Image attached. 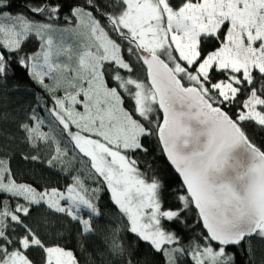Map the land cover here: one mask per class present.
<instances>
[{
    "label": "snow or ice",
    "instance_id": "1",
    "mask_svg": "<svg viewBox=\"0 0 264 264\" xmlns=\"http://www.w3.org/2000/svg\"><path fill=\"white\" fill-rule=\"evenodd\" d=\"M20 91L0 264H264V0H0Z\"/></svg>",
    "mask_w": 264,
    "mask_h": 264
},
{
    "label": "trees",
    "instance_id": "2",
    "mask_svg": "<svg viewBox=\"0 0 264 264\" xmlns=\"http://www.w3.org/2000/svg\"><path fill=\"white\" fill-rule=\"evenodd\" d=\"M15 2L17 4H22L23 0H15ZM34 43H29L27 45V47L32 48L34 47ZM22 87H24L22 85ZM25 93L23 91L20 92H6L3 94H0V113L3 112H9V113H16L18 112L19 108L21 105H26L27 100L25 99ZM0 127H3L5 129H9L12 126L9 124H0ZM160 162H158L159 164ZM169 175H171V173L169 172ZM62 179V178H61ZM175 183V181H174ZM107 211V209H106ZM111 218L110 215L109 217H106V219ZM98 224V235L91 237L89 240V250L91 251V249L95 246H99L101 241L104 240V238L108 235H110V232L108 231L109 228L112 227L111 224H106V220H99L96 222ZM119 227H122V224L119 225ZM125 244L129 243V241L125 240L124 241ZM133 247L135 248V242L132 241ZM258 247H264L261 245H258ZM137 255L139 256L140 260H141V264H143V261L145 259L152 261L153 257L149 254L145 253V250L141 247L138 252ZM259 255V253H258Z\"/></svg>",
    "mask_w": 264,
    "mask_h": 264
},
{
    "label": "rangeland",
    "instance_id": "3",
    "mask_svg": "<svg viewBox=\"0 0 264 264\" xmlns=\"http://www.w3.org/2000/svg\"><path fill=\"white\" fill-rule=\"evenodd\" d=\"M50 82V81H49Z\"/></svg>",
    "mask_w": 264,
    "mask_h": 264
}]
</instances>
